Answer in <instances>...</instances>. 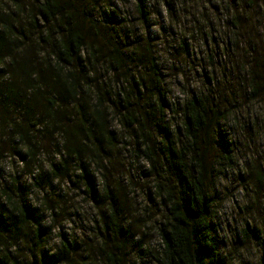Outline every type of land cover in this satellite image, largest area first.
<instances>
[{"label": "trees", "instance_id": "16d2710c", "mask_svg": "<svg viewBox=\"0 0 264 264\" xmlns=\"http://www.w3.org/2000/svg\"><path fill=\"white\" fill-rule=\"evenodd\" d=\"M91 1L0 0V162L12 150L30 177V185L38 191L65 176L95 198L98 179L91 167L110 161L108 149L102 145H112L119 136L110 120L117 110L123 125L133 134L142 130L145 154L154 168L161 169L156 173L162 175L157 187L165 217L158 224L156 261L231 264L213 226V201L204 157L207 148L201 147L202 142L212 138L208 129L214 123L221 135L217 141L222 153L230 152V144L221 132L224 116L217 107L218 102L230 101L229 97L220 94L218 83L207 93L191 94L183 104L179 129L171 128L166 118L170 104L161 80L140 70L142 63H136L140 58L131 42L113 38L99 28V24L105 27L119 22L115 8L107 11L106 18H98L92 14L95 7ZM134 1L148 30L151 12L146 0ZM254 1L238 0L237 4ZM229 21L233 30L227 36L226 54L230 40L234 41L233 54L244 49L254 62L258 61L256 68L244 62L239 65L243 70L239 83L247 86V96H257L259 69L264 61L256 58L257 36L246 28L247 21L238 9ZM208 37L214 41L212 34ZM93 61L103 63L110 74L91 75ZM120 74L124 77L118 78ZM204 75L215 81V75ZM151 125L158 132V151H154L152 138L146 133ZM166 171L174 183L165 181ZM262 176L259 173L258 179ZM20 178L14 175L2 182L4 170L0 165V264L87 262L74 257L83 243L63 233L57 249L52 253L46 250L52 226L45 224V203L33 204L28 198L27 181ZM111 194L105 189L101 195L103 200L110 197L114 202L110 212L105 210V230L118 238L123 249L121 239L133 237L131 226L119 222V208ZM257 234V229L244 226L238 236L244 240ZM101 247L105 251L104 264L107 260L116 264L114 252L107 251L106 245ZM261 248L259 264H264V238ZM93 258L88 262L97 260Z\"/></svg>", "mask_w": 264, "mask_h": 264}, {"label": "rangeland", "instance_id": "374dc122", "mask_svg": "<svg viewBox=\"0 0 264 264\" xmlns=\"http://www.w3.org/2000/svg\"><path fill=\"white\" fill-rule=\"evenodd\" d=\"M237 1L146 0L151 12V27L148 30L135 10L134 0L91 2L95 7L92 14L98 18H106L107 11L115 8L119 22L105 27L99 24V28L115 36L113 38L131 42V48L140 58L136 59V63H142L140 70L149 74L150 78L161 80L170 104L166 118L171 128L179 129L183 104L191 94L207 93L218 83L220 94L229 97L230 101L218 102L217 107L220 115L224 116L220 121L224 126L221 132L230 144V152L222 153L217 141L221 135L214 123L208 129L212 138L201 143V147L207 148L204 157L208 166L207 185L213 201L212 222L221 239L222 251L231 264H259L264 238V61L259 69V92L257 96H247V86L239 83L240 77H243L239 65L244 62L256 68L258 61L254 62L253 56L246 54L244 49H237V53L233 54L234 41L230 40L229 54H226L225 44L233 30L230 17L238 9L247 21L246 28L257 36L256 58L260 61L264 59V0H255L250 4H237ZM211 34L214 41L208 37ZM93 62L91 75L107 77V73L110 74L104 70L103 63ZM126 69L128 72L131 70ZM206 73L215 75V81H209L204 75ZM118 76L124 77L121 74ZM113 78L116 79L115 74ZM105 96L107 98L108 95ZM110 103L116 106L115 101ZM110 120L119 136L112 145H102L108 149L110 161L92 164L91 169L98 179V195L95 198L65 176L38 191L30 185V177L25 175L22 162L12 150L0 162L4 170L2 182L20 175V181H27L28 198L33 204L45 203V224L52 226L46 244L49 253L57 249L59 235L63 233L83 243L74 256L78 261L87 259L83 264H104L102 245H106L107 251L114 252L116 264H159L154 254L159 249L158 224L165 217L157 187L162 175L156 173L161 169L154 168L145 154L142 130L133 134L123 125L117 110L112 112ZM153 127L151 125L146 129V133L152 138L154 151H158V132ZM41 158L46 162L44 157ZM259 173L263 175L261 180L258 179ZM163 176H166V182L174 183L167 171ZM105 189L112 193L119 208V222L124 227L131 226L133 237L121 239L123 249L118 238L105 230V210L110 212L111 205H114L110 197L102 199ZM244 226L257 229V237L242 240L238 233ZM103 241L106 243L101 244ZM93 257L97 260L89 263ZM107 263L110 264L108 260Z\"/></svg>", "mask_w": 264, "mask_h": 264}, {"label": "clouds", "instance_id": "9594fccd", "mask_svg": "<svg viewBox=\"0 0 264 264\" xmlns=\"http://www.w3.org/2000/svg\"><path fill=\"white\" fill-rule=\"evenodd\" d=\"M144 163H146V164H147V163H148V161H147V160H145V161H144Z\"/></svg>", "mask_w": 264, "mask_h": 264}]
</instances>
